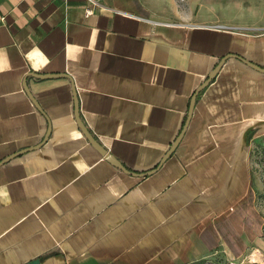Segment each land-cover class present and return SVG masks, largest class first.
I'll use <instances>...</instances> for the list:
<instances>
[{"label":"crops","instance_id":"0c3cea01","mask_svg":"<svg viewBox=\"0 0 264 264\" xmlns=\"http://www.w3.org/2000/svg\"><path fill=\"white\" fill-rule=\"evenodd\" d=\"M94 1L85 17L87 0H0V162L49 132L0 165V264L241 256L261 234L249 154L264 137V72L229 57L161 162L224 56L264 68V17L167 20L143 0ZM75 93L85 126L135 175L86 139Z\"/></svg>","mask_w":264,"mask_h":264},{"label":"rangeland","instance_id":"374dc122","mask_svg":"<svg viewBox=\"0 0 264 264\" xmlns=\"http://www.w3.org/2000/svg\"><path fill=\"white\" fill-rule=\"evenodd\" d=\"M158 17L167 20L252 24L264 17V0H143ZM249 161L261 234L244 254L232 258L223 249L202 264H264V137L250 150Z\"/></svg>","mask_w":264,"mask_h":264},{"label":"water","instance_id":"95a60500","mask_svg":"<svg viewBox=\"0 0 264 264\" xmlns=\"http://www.w3.org/2000/svg\"><path fill=\"white\" fill-rule=\"evenodd\" d=\"M229 57H236L239 58L240 60H242L243 62H245L246 64L250 65L251 67L260 70L262 72H264V68L255 64L254 62L239 56L237 54H227L226 56H224L220 62L217 64V66L211 70V72L208 74L207 79L195 90L191 101H190V105H189V110H188V114H187V120L185 123V126L182 130V132L180 133L179 137L177 138V140L175 141V143L172 145L171 149L168 151V153L165 155V157L163 158L161 164H163L170 156L171 154L175 151V149L177 148V146L179 145V143L181 142L187 128L188 125L191 121L192 118V114H193V110L195 107V103H196V98L198 96V94L209 85V83L215 78V76L217 75V73L219 72V70L221 69L222 65L224 64V62L229 58ZM36 76L39 78H46V77H53V76H66L68 78H70V76L68 74H37L34 72H30L27 76ZM25 89L28 92L30 98L32 99V101L34 102V104L36 105V107L42 111L41 107L39 106L37 100L34 98V96L31 94L26 79H25V83H24ZM75 96V117L77 120V124L79 126V128L81 129V131L83 132V134L85 135L86 139L89 141V143L112 165H114L115 167H117L118 169H120L121 171L125 172V173H129L131 175H135V173L128 171L120 161H118L111 153H109V151L93 136V134L89 131V129L85 126V124L83 123V121L81 120L80 117V106H79V100L77 97V94H74ZM49 136V132L47 134V136L44 138V140L39 144L36 145L34 147L28 148V149H24L16 154L11 155L10 157H7L6 159H4L3 161L0 162V165L5 164L7 162H10L11 160L36 149H39L41 146H43L45 144V142L47 141ZM154 171H150L148 173L145 174H151ZM140 176V175H139ZM39 260H34L31 261L29 263L26 264H39Z\"/></svg>","mask_w":264,"mask_h":264},{"label":"built area","instance_id":"2783aa9c","mask_svg":"<svg viewBox=\"0 0 264 264\" xmlns=\"http://www.w3.org/2000/svg\"><path fill=\"white\" fill-rule=\"evenodd\" d=\"M87 1L90 2L91 6L85 9V17L92 16L94 14V6L97 5V3L94 0H87Z\"/></svg>","mask_w":264,"mask_h":264},{"label":"trees","instance_id":"16d2710c","mask_svg":"<svg viewBox=\"0 0 264 264\" xmlns=\"http://www.w3.org/2000/svg\"><path fill=\"white\" fill-rule=\"evenodd\" d=\"M202 263H204V260H200V261H198V262H196L194 264H202Z\"/></svg>","mask_w":264,"mask_h":264}]
</instances>
